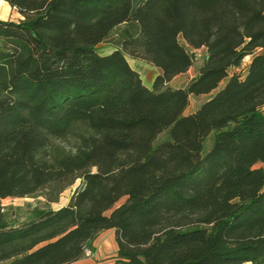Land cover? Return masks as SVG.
Listing matches in <instances>:
<instances>
[{
    "label": "trees",
    "instance_id": "trees-1",
    "mask_svg": "<svg viewBox=\"0 0 264 264\" xmlns=\"http://www.w3.org/2000/svg\"><path fill=\"white\" fill-rule=\"evenodd\" d=\"M4 1L23 17L0 19V200L83 186L18 225L0 205V264H70L108 228L112 264H264V0ZM126 55L161 69L151 88Z\"/></svg>",
    "mask_w": 264,
    "mask_h": 264
},
{
    "label": "rangeland",
    "instance_id": "rangeland-1",
    "mask_svg": "<svg viewBox=\"0 0 264 264\" xmlns=\"http://www.w3.org/2000/svg\"><path fill=\"white\" fill-rule=\"evenodd\" d=\"M7 2H3L0 0V19H12V20H19L23 16L17 11V9L12 8ZM133 21V20H132ZM135 22V21H133ZM264 52V51H263ZM251 56L246 57L244 61L242 62V65L236 68V70L241 71L242 73H245V67L250 61ZM204 60V55L202 52L196 51L195 54L192 56V66L190 67L189 72L180 75L179 78H177L172 86H181L184 85L185 82H188L191 78H193L197 73L199 66ZM235 69L232 68L228 72V77L223 79L218 87L214 90H212L210 93L207 94H201V95H190L189 97V105L186 107L184 114H190L194 113L197 111V107L199 108L201 104L212 97L218 90H220L226 81L228 80L229 76L234 73ZM212 137L213 134L210 133L206 139L203 142V150L206 151L212 143ZM166 138V133H161L155 143L163 140ZM256 167H263L264 168V163H257ZM83 186V181L82 179H77L71 186H69L67 189H65L57 202L55 203H50V204H45V198L42 192H36L24 197H6L0 200V205L3 208L4 215L6 219L12 224V225H18L23 223L24 221L28 220L31 215L33 210L35 209H40L44 207H50L52 209H56L63 204H66L67 201L69 200V197L71 193L75 189H80ZM124 201V198L120 199L116 205L122 203ZM249 264V263H245Z\"/></svg>",
    "mask_w": 264,
    "mask_h": 264
},
{
    "label": "crops",
    "instance_id": "crops-1",
    "mask_svg": "<svg viewBox=\"0 0 264 264\" xmlns=\"http://www.w3.org/2000/svg\"><path fill=\"white\" fill-rule=\"evenodd\" d=\"M1 1L5 2L4 0ZM142 1L143 0H131V11L133 12L135 8ZM138 32H139V26L136 22L133 21L123 22L117 26L115 33L112 36L103 40L96 46V50L100 54H108L113 50L120 48L122 42L125 39L137 35ZM187 49L190 50L188 47ZM195 51L202 52L205 59L206 49L204 47H201ZM126 59L129 65L139 73L143 84L146 87L151 88L155 77L161 73V69L144 61L131 58L127 55H126ZM189 70L190 68L185 73L189 72ZM185 73L173 77L169 81L168 85H170L171 87H184L187 84V82H185L184 85L181 86H172V84L177 78L180 77V75H183ZM90 248L92 251L91 257H82L81 259L76 260L70 264H112L116 260V255H117V241H116L115 229L108 228L101 231L92 241Z\"/></svg>",
    "mask_w": 264,
    "mask_h": 264
},
{
    "label": "built area",
    "instance_id": "built-area-1",
    "mask_svg": "<svg viewBox=\"0 0 264 264\" xmlns=\"http://www.w3.org/2000/svg\"><path fill=\"white\" fill-rule=\"evenodd\" d=\"M196 52V51H195ZM195 52L193 54H195ZM92 255V251L90 248L88 247H85L84 248V254H83V257H91Z\"/></svg>",
    "mask_w": 264,
    "mask_h": 264
},
{
    "label": "water",
    "instance_id": "water-1",
    "mask_svg": "<svg viewBox=\"0 0 264 264\" xmlns=\"http://www.w3.org/2000/svg\"><path fill=\"white\" fill-rule=\"evenodd\" d=\"M264 51V48H261L260 50H259V52H263Z\"/></svg>",
    "mask_w": 264,
    "mask_h": 264
}]
</instances>
